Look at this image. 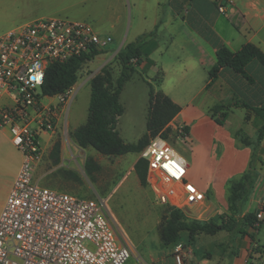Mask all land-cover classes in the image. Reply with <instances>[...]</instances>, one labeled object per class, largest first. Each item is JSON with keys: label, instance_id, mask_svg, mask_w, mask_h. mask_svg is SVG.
<instances>
[{"label": "built area", "instance_id": "obj_1", "mask_svg": "<svg viewBox=\"0 0 264 264\" xmlns=\"http://www.w3.org/2000/svg\"><path fill=\"white\" fill-rule=\"evenodd\" d=\"M233 1L220 0L219 11ZM112 44L90 22L62 16L37 18L0 34V129L22 155L0 209V264H124L130 257L131 246L103 199L79 197L34 178L44 136L52 135L72 96L71 88L52 96L41 92L47 68ZM140 157L147 162L146 185L160 205L186 213L205 199L187 180L186 159L160 134ZM262 216L258 211L257 220Z\"/></svg>", "mask_w": 264, "mask_h": 264}, {"label": "rangeland", "instance_id": "obj_2", "mask_svg": "<svg viewBox=\"0 0 264 264\" xmlns=\"http://www.w3.org/2000/svg\"><path fill=\"white\" fill-rule=\"evenodd\" d=\"M104 3L105 0H88L85 5L80 4L73 8L70 14L60 16L82 19L96 25L93 19L106 13ZM48 8L39 6L38 0H27L24 3L21 0H0V28L8 24L10 29L17 24L30 22L43 9L48 11ZM97 30L101 34L109 33L108 21L100 23ZM117 40H114L116 43L113 41L110 49L96 54L79 71L77 82L71 88L72 96L52 132V138L36 168L34 178L40 177L47 186L51 184L67 190L73 189L72 194L79 197L103 199L104 208L111 215L118 233L131 246L130 257L124 264H264V254L258 253V245L248 248L247 255L242 256L244 248L247 247L245 235L233 230L200 233L193 241H189L187 232L183 231L176 242L175 250L174 244H163L158 230L167 217L168 206L160 205L153 192L140 184L133 170L140 152L107 156L91 147L82 148L76 143L73 132L87 118L90 78L105 65L110 68L113 79L119 75L121 65L117 53L122 44L121 40ZM150 84L155 90L159 89L155 79L135 65L134 74L125 82L120 94L124 112L118 120L117 130L125 142H137L146 132ZM231 103V100L227 102V108ZM238 115L237 112L232 114L228 129L235 126ZM184 136V127L173 122L170 123V131L165 139L190 163L187 180L206 191L205 182L224 172L225 161L219 159L216 149L208 148L202 149L199 158L195 159L191 155V144L183 140ZM56 142H59L58 151L54 148ZM88 156L101 165L95 174L96 179H91L85 171L84 161ZM21 158V153L12 145L7 132L0 129V209ZM225 171L227 173L226 169ZM226 213H229L227 204L222 200L213 201L206 194L201 203L187 210L185 214L190 219L219 221L220 216ZM258 236L263 240L264 231Z\"/></svg>", "mask_w": 264, "mask_h": 264}, {"label": "crops", "instance_id": "obj_3", "mask_svg": "<svg viewBox=\"0 0 264 264\" xmlns=\"http://www.w3.org/2000/svg\"><path fill=\"white\" fill-rule=\"evenodd\" d=\"M21 1L24 3L27 0ZM86 1L38 0L39 6L51 8L48 11L43 9L34 19L70 14L73 8L85 5ZM219 1L105 0L106 13L93 19L96 25H92L99 32L97 28L100 23L108 21L110 32L106 34L117 41L121 40V47L139 35L155 30L154 34L143 39L139 68L155 79L158 90L180 106V111L170 123L176 122L187 127L188 132H185L183 140L191 144L192 157L199 158L202 149L208 148L216 149L219 159L225 161L227 173L224 169L218 177L213 176V180L205 182L206 191L199 189L205 196L210 195L213 201L222 200L227 204L228 181L239 178L248 169L256 152L257 177L248 198L242 204L243 213H253L264 207V137L255 149L257 129L262 120L252 110L241 105H259L264 102V66L255 59L251 60L245 67L250 78L229 68H222L214 81L207 84L209 70L216 63L219 47L226 46L231 51H237L244 44L253 43L264 52V0H234L226 5L223 12L218 9ZM22 24L10 29L8 24L4 25L0 28V34ZM229 100L232 102L229 108L221 110H227L229 115L224 124L219 125L214 120L219 117V113L213 116L211 107L217 103L227 104ZM235 112L239 114L236 116L237 123L228 129L229 120ZM241 137L247 141L243 142ZM51 138V134L44 136V155ZM187 163L189 172L190 163ZM35 179L47 186L40 177ZM48 187L74 192L73 189L69 191L51 184ZM261 231H264V212L255 231L256 242L252 243L245 236L247 247L242 252L243 257L251 246L264 245V239L260 240L258 236ZM176 244L173 245L174 250Z\"/></svg>", "mask_w": 264, "mask_h": 264}, {"label": "trees", "instance_id": "obj_4", "mask_svg": "<svg viewBox=\"0 0 264 264\" xmlns=\"http://www.w3.org/2000/svg\"><path fill=\"white\" fill-rule=\"evenodd\" d=\"M154 32L155 30L143 33L119 49L117 58L121 69L116 79H113L108 65L103 66L99 72L90 78L87 118L84 124L73 132V137L80 147H91L103 155L118 156L129 152H141L149 139L157 134L164 138L168 137L170 122L180 111V106L161 90H155L151 84L149 85L146 132L137 142L132 143L125 142L117 130L118 120L124 112L120 94L125 82L134 74L135 65L141 63L143 39L154 34ZM95 54L98 52L93 51L87 55L72 57L67 61L51 64L47 68L40 85L41 92L44 95L52 96L72 88L77 82L79 71L83 65L90 61ZM253 59L264 66V52L253 43H246L237 51H231L226 46L219 47L216 51V63L209 70L207 86L214 81L222 68H229L250 78L246 74L245 67ZM241 106L252 110L262 120L257 129L254 146L256 149L264 137V102L259 105L243 103ZM223 108H227L225 103H217L211 107L213 116L219 113V117L214 118L219 125H223L229 115L227 110L221 111ZM184 131L188 132L187 127H184ZM241 140L247 141L243 137ZM54 148L58 151L59 142L55 143ZM255 158L256 152L253 153L248 169L239 178L228 181L227 208L229 213L221 215L219 221H202L188 218L180 209L166 207L167 217L158 230L161 242L165 245L174 244L178 242L183 231L187 232L189 241H193L200 233L212 234L226 229L248 236L250 241L255 243L254 234L259 225L256 214L260 210L264 212V207L253 213H243L242 210V204L248 198L253 182L257 177ZM84 168L91 179H96L95 174L100 170L101 165L93 157L88 156L84 161ZM133 168L140 184L147 186L146 160L139 157ZM258 246L260 248L259 253L264 254V245Z\"/></svg>", "mask_w": 264, "mask_h": 264}]
</instances>
